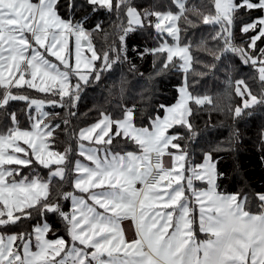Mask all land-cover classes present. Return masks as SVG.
<instances>
[{"label": "trees", "instance_id": "obj_1", "mask_svg": "<svg viewBox=\"0 0 264 264\" xmlns=\"http://www.w3.org/2000/svg\"><path fill=\"white\" fill-rule=\"evenodd\" d=\"M176 1L112 0L107 8L88 0H56L62 19L90 32L97 61L75 103L72 98L27 86L10 88V95L17 97L4 103L6 89L0 86V136L14 128L31 129L30 101L47 100L51 105L46 120L54 127L51 147L60 152L68 149L71 155L65 164V177L53 179L50 196L18 221L0 226V231L29 235L46 220L50 238L68 239L63 214L70 203L64 193L72 187V162L80 131L103 114L116 122L127 112L133 114L134 126L150 129L166 108L178 101L183 86L192 97L189 123L169 130L179 148L170 147L168 152L186 154L188 169L201 165L209 155L215 163L217 193L234 197L248 213H260L264 195V81L251 59L264 47V35L256 46L251 43L261 30L262 0H248L251 8L243 4L245 0H235L231 24L223 20L207 23L216 15L215 0H184L182 8ZM129 7L138 10L141 26L128 23ZM167 12L179 14L178 42L191 54V67L186 72L177 59L169 60L159 49L165 40L171 41L157 27L158 17ZM239 88L256 100L245 103ZM118 142L127 140L120 135L114 139L116 150ZM36 167L44 175L54 168Z\"/></svg>", "mask_w": 264, "mask_h": 264}, {"label": "crops", "instance_id": "obj_2", "mask_svg": "<svg viewBox=\"0 0 264 264\" xmlns=\"http://www.w3.org/2000/svg\"><path fill=\"white\" fill-rule=\"evenodd\" d=\"M261 19L258 22L264 32ZM72 25L71 30L78 31ZM191 101L190 92L183 86L178 101L167 107L150 129L134 126L132 113L116 122L106 114L107 119L101 116L83 128L72 162V187L64 193L70 203L63 214L68 239L50 238L49 225L39 233L36 227L29 235L0 231V250L9 239L13 253L0 254V264H264V195L260 213H248L234 197L217 193L216 168L211 159L205 157L203 162L209 169L201 168L203 163L188 169L186 154L168 152L170 147L179 148L174 142L176 136L168 132L176 125H188ZM185 107L190 108L188 121L182 122ZM100 122H106L111 135H120L127 143L118 142V150L108 148L95 129ZM87 128L95 131L93 137L82 134ZM14 130L22 133L12 129L0 136V143L4 144ZM81 144L95 151L79 152ZM152 151L171 154L172 167L166 160L168 177L153 188H145ZM51 153L45 162L34 148L33 157L40 165L55 168L46 180L35 175L13 178L8 182L13 185H6L1 176L0 226L18 221L19 214H27L50 196L54 178L65 177L69 150ZM8 160L10 164L16 162Z\"/></svg>", "mask_w": 264, "mask_h": 264}, {"label": "rangeland", "instance_id": "obj_3", "mask_svg": "<svg viewBox=\"0 0 264 264\" xmlns=\"http://www.w3.org/2000/svg\"><path fill=\"white\" fill-rule=\"evenodd\" d=\"M55 1L0 0V86L6 89L4 103L9 98L17 97L11 96L9 93V89L14 86H27L35 91L50 95L58 94L60 98H72L75 103L79 98L77 93L81 85L91 79L97 54L91 41L90 32L62 19L57 14ZM88 1L108 8L112 0ZM183 1H176L179 8L183 7ZM244 4L250 8L252 6L248 0H245ZM259 6L263 8L261 22L264 31V0ZM235 8V0H215L216 15L210 18L207 23L223 20L231 24V13ZM178 15L175 12H167L158 17V29L171 39V41L165 40L159 49L166 53L169 60L177 59L181 70L186 72L191 67V54L188 47L178 42ZM127 17L131 26H141L143 23L141 15L134 7L128 8ZM71 25L76 26L78 31H72ZM253 25L255 24L250 26ZM263 33L260 30L254 37L251 43L252 47L256 46ZM251 62L256 64L264 81V47L259 48L257 57L252 58ZM242 88H239V92L243 98L245 97V103L249 100L254 102L256 99L249 95L250 93L244 92ZM32 101H30L32 128L22 130V133L14 130V133L5 140L7 142L4 141L6 145L3 142L0 143V184L1 176L3 184L6 183V185H13L8 184L13 178L19 180L28 177L30 179L35 175L39 177L38 179L46 180L49 173L55 169H51L47 175H44L42 170L36 167V164L39 163L33 157L35 147L38 155L42 157L41 159H45V162L48 156L51 157V150L60 152L51 147L54 127L46 120L51 102L47 100L37 102L36 99ZM189 110L190 108L185 107L181 116L184 119L182 122L188 121L186 116ZM129 113L131 112H127V114ZM102 117L107 119L106 114H103ZM109 122L111 123V120ZM95 129L99 132L98 138L105 142L103 144L108 148L114 146V139L118 136L111 135V128L106 122H100L99 126H95ZM82 134L85 137H93L95 131L92 128H87ZM18 140L21 144H15ZM78 148L79 152L83 150L95 151L94 148H85L82 144ZM206 157L211 159L209 155ZM9 158H13V161H16L15 164H10ZM182 158L184 159L185 156ZM24 159L30 164L23 161ZM23 163L26 165L23 166ZM46 165L50 164L46 163ZM208 166L209 164L203 163L201 168L209 169ZM5 170L8 172L2 173ZM168 170L165 167V177H168ZM7 173L9 176L6 178ZM6 179L7 181H5ZM47 226L48 223L44 220L35 228L38 227L39 233L43 232ZM9 242V239H6L0 254L4 255L8 251L13 254L12 245H9Z\"/></svg>", "mask_w": 264, "mask_h": 264}, {"label": "built area", "instance_id": "obj_4", "mask_svg": "<svg viewBox=\"0 0 264 264\" xmlns=\"http://www.w3.org/2000/svg\"><path fill=\"white\" fill-rule=\"evenodd\" d=\"M76 30V27H73ZM150 173L144 181L145 188H153L160 183L165 173V161L163 155L158 151H152L149 156Z\"/></svg>", "mask_w": 264, "mask_h": 264}, {"label": "water", "instance_id": "obj_5", "mask_svg": "<svg viewBox=\"0 0 264 264\" xmlns=\"http://www.w3.org/2000/svg\"><path fill=\"white\" fill-rule=\"evenodd\" d=\"M162 30H164L163 27H162ZM163 157H164V161L166 162V160H168L170 167H172L173 156L171 154L170 155L167 154V155H164ZM165 167H166V164H165Z\"/></svg>", "mask_w": 264, "mask_h": 264}]
</instances>
